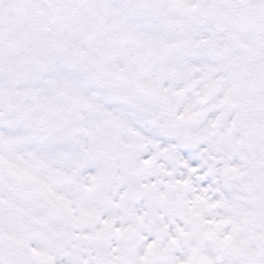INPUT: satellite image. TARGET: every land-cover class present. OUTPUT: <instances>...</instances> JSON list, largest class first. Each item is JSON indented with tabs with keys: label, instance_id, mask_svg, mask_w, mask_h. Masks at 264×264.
Returning <instances> with one entry per match:
<instances>
[{
	"label": "snow or ice",
	"instance_id": "1",
	"mask_svg": "<svg viewBox=\"0 0 264 264\" xmlns=\"http://www.w3.org/2000/svg\"><path fill=\"white\" fill-rule=\"evenodd\" d=\"M0 264H264V0H0Z\"/></svg>",
	"mask_w": 264,
	"mask_h": 264
}]
</instances>
